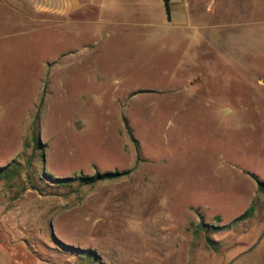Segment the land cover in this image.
<instances>
[{
	"label": "rangeland",
	"instance_id": "obj_1",
	"mask_svg": "<svg viewBox=\"0 0 264 264\" xmlns=\"http://www.w3.org/2000/svg\"><path fill=\"white\" fill-rule=\"evenodd\" d=\"M82 2L0 0V264H264V0Z\"/></svg>",
	"mask_w": 264,
	"mask_h": 264
},
{
	"label": "crops",
	"instance_id": "obj_2",
	"mask_svg": "<svg viewBox=\"0 0 264 264\" xmlns=\"http://www.w3.org/2000/svg\"><path fill=\"white\" fill-rule=\"evenodd\" d=\"M28 13L34 15H51L64 18V23L71 21L83 5L82 0H17ZM177 16V13H176Z\"/></svg>",
	"mask_w": 264,
	"mask_h": 264
},
{
	"label": "trees",
	"instance_id": "obj_3",
	"mask_svg": "<svg viewBox=\"0 0 264 264\" xmlns=\"http://www.w3.org/2000/svg\"><path fill=\"white\" fill-rule=\"evenodd\" d=\"M163 3H164L166 13H168V11H169V0H163ZM125 174L126 173H120V174H118V173H113V174L105 173L102 175H95V176L91 177L89 180L91 183H95V182L100 181V180L117 178V177L125 175ZM259 190H261L264 193V190H262L260 186H259ZM251 212H252V209L249 208L241 216H239L236 220L240 221V220H244V219L248 218V216H250Z\"/></svg>",
	"mask_w": 264,
	"mask_h": 264
}]
</instances>
